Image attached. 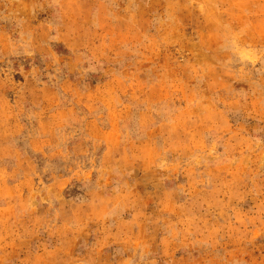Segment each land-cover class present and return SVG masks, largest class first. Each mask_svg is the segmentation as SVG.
<instances>
[{
    "label": "rangeland",
    "instance_id": "rangeland-1",
    "mask_svg": "<svg viewBox=\"0 0 264 264\" xmlns=\"http://www.w3.org/2000/svg\"><path fill=\"white\" fill-rule=\"evenodd\" d=\"M0 264H264V0H0Z\"/></svg>",
    "mask_w": 264,
    "mask_h": 264
}]
</instances>
